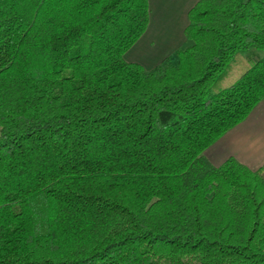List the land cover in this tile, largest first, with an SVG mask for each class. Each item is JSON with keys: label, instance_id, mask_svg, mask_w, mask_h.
<instances>
[{"label": "trees", "instance_id": "trees-1", "mask_svg": "<svg viewBox=\"0 0 264 264\" xmlns=\"http://www.w3.org/2000/svg\"><path fill=\"white\" fill-rule=\"evenodd\" d=\"M150 0H0V264H264V164L207 151L264 101V0H197L152 67Z\"/></svg>", "mask_w": 264, "mask_h": 264}, {"label": "crops", "instance_id": "crops-1", "mask_svg": "<svg viewBox=\"0 0 264 264\" xmlns=\"http://www.w3.org/2000/svg\"><path fill=\"white\" fill-rule=\"evenodd\" d=\"M197 0H150L151 20L142 38L127 57L152 67L171 56L186 41L184 29L188 13ZM209 158L221 164L233 155L256 169L264 164V101L207 151Z\"/></svg>", "mask_w": 264, "mask_h": 264}, {"label": "rangeland", "instance_id": "rangeland-1", "mask_svg": "<svg viewBox=\"0 0 264 264\" xmlns=\"http://www.w3.org/2000/svg\"><path fill=\"white\" fill-rule=\"evenodd\" d=\"M171 59H172L173 61H177L178 57H177L176 53H173V54L171 55Z\"/></svg>", "mask_w": 264, "mask_h": 264}]
</instances>
